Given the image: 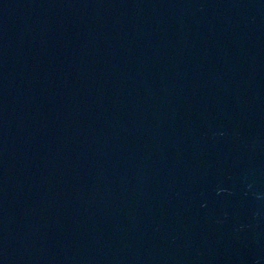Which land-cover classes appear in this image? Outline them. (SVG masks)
<instances>
[{
  "label": "water",
  "instance_id": "water-1",
  "mask_svg": "<svg viewBox=\"0 0 264 264\" xmlns=\"http://www.w3.org/2000/svg\"><path fill=\"white\" fill-rule=\"evenodd\" d=\"M0 264H264V0H0Z\"/></svg>",
  "mask_w": 264,
  "mask_h": 264
}]
</instances>
